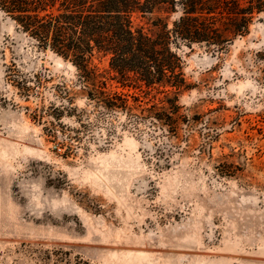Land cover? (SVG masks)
I'll return each instance as SVG.
<instances>
[{
	"label": "rangeland",
	"instance_id": "374dc122",
	"mask_svg": "<svg viewBox=\"0 0 264 264\" xmlns=\"http://www.w3.org/2000/svg\"><path fill=\"white\" fill-rule=\"evenodd\" d=\"M178 52L173 135L95 106L0 10V264H264V13L224 52Z\"/></svg>",
	"mask_w": 264,
	"mask_h": 264
},
{
	"label": "trees",
	"instance_id": "16d2710c",
	"mask_svg": "<svg viewBox=\"0 0 264 264\" xmlns=\"http://www.w3.org/2000/svg\"><path fill=\"white\" fill-rule=\"evenodd\" d=\"M0 10L37 46L77 67L95 106L177 135L190 122L179 96L192 87L178 50L202 44L224 52L251 33L264 0H0ZM144 19L151 28L140 24ZM97 54L109 58L108 79L151 94L146 106L109 88L91 65Z\"/></svg>",
	"mask_w": 264,
	"mask_h": 264
}]
</instances>
